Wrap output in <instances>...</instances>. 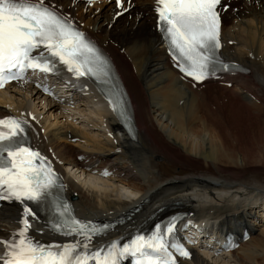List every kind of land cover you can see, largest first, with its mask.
<instances>
[{"label":"bare ground","instance_id":"1","mask_svg":"<svg viewBox=\"0 0 264 264\" xmlns=\"http://www.w3.org/2000/svg\"><path fill=\"white\" fill-rule=\"evenodd\" d=\"M155 1L121 0L118 6L45 0L112 58L131 97L136 140L121 132L87 81L83 90L88 94L74 93L77 111L71 115L66 103L43 99L30 86L17 83L0 92V118L12 115L27 122L32 146L62 175L66 196L81 218L114 220L141 206L140 213L108 240L136 230L159 208L160 216L187 211L222 230L241 235L247 228L250 237L232 253L198 251L180 264H264V0H246L241 10L233 7L235 13H222L221 53L250 71L224 77L231 88L211 81L194 88L180 81L158 29ZM222 95L231 99L228 107L213 105ZM32 98L47 109L43 121L30 104ZM95 102L102 108L96 112L99 120L88 121L94 135L77 126L73 115H79L83 104L93 108ZM222 110H227L225 116ZM233 110L252 117L249 122L232 120ZM107 165L113 171L111 181H98L110 191L86 189L71 175L90 178L83 169ZM21 212L17 204L0 210V239L17 229ZM38 218L31 235L42 243L54 241L46 219Z\"/></svg>","mask_w":264,"mask_h":264},{"label":"snow or ice","instance_id":"2","mask_svg":"<svg viewBox=\"0 0 264 264\" xmlns=\"http://www.w3.org/2000/svg\"><path fill=\"white\" fill-rule=\"evenodd\" d=\"M220 3L156 0L158 26L168 38L177 66L196 81L213 75L218 68H235L218 55ZM117 4L120 6V0ZM55 59L77 79L90 76L99 80L108 75L103 71L107 61L102 54L54 6L45 0H0V89L11 81H23L29 70L56 71ZM109 104L121 115L111 99ZM26 123L13 117L0 118V200L23 205L15 220L17 229L8 239H0V264H122L128 257L133 264H177L178 257L190 258L191 253L171 236L175 221L158 226L149 236L93 246L100 230L72 214L62 199L63 185L50 162L27 145ZM32 204L49 209L51 231L78 239L64 244H44L35 239L31 230L39 218ZM230 247L227 245L226 250Z\"/></svg>","mask_w":264,"mask_h":264},{"label":"rangeland","instance_id":"3","mask_svg":"<svg viewBox=\"0 0 264 264\" xmlns=\"http://www.w3.org/2000/svg\"><path fill=\"white\" fill-rule=\"evenodd\" d=\"M245 1V0H244ZM244 1H242L241 2V7H240V5H238V4H234L227 12H225V13H235V11H234V8L233 7H235V9H237L238 10V8L241 10L242 9V4L244 3ZM233 8V9H232ZM130 18L129 19H131V18H133V16L132 15H130L129 16ZM104 22H106L105 20H104ZM229 45H231V42L229 43ZM120 55H121V53H119ZM223 96V95H222ZM218 96V98H216L215 100L217 101V103H213V105H215V106H217V107H220V108H223V107H228V102L231 100L229 97H226L225 95V97L223 96ZM221 97H222V99H221ZM226 98H229V99H226ZM219 100H221V101H219ZM226 100V101H225ZM225 101V102H224ZM224 102V103H223ZM30 104L32 105V107H33V109H34V111L38 114V113H42L39 117H38V119H39V121H43L44 120V118H46L45 116L46 115H48L47 113L45 114V112H46V110L47 109H45V111H43V106L42 105H40V104H38V101L37 100H34V98H32L31 100H30ZM98 104V103H97ZM42 106V107H41ZM87 106V107H86ZM94 106L95 107H93V108H90V107H88V104H83V106H81L79 109H80V113H79V115H73L74 116V120H76V124H77V126H79V127H81L82 126V128H85V130L87 131V132H92L94 135H95V133L93 132V129L91 128V126L88 124V121H89V119H92L93 121H97V120H99V115L96 113L97 111L99 112V110H101V105L99 104V105H96V103L94 104ZM214 108V107H213ZM90 109V110H89ZM93 110V111H92ZM237 110V109H236ZM236 110H233V112H231L230 111V119H232V120H239V121H241V122H249L248 121V119H249V117H252V116H247V115H245V113H244V111H240L242 114H240L238 111L236 112ZM71 111L72 110H68V111H66V112H68V114H70L71 115ZM77 111V110H76ZM75 111V112H76ZM236 113H235V112ZM72 112H74V110L72 111ZM225 112H227V110L225 111V110H222L221 112H220V114H223L224 115V113ZM94 113V114H93ZM232 113V114H231ZM97 114V115H96ZM226 114V113H225ZM45 115V116H44ZM80 116V117H79ZM225 116V115H224ZM78 117V118H77ZM232 117V118H231ZM53 116L51 117V119H50V121H53ZM252 123V122H251ZM247 128H250V127H246V129ZM41 132H43V131H41ZM99 138H101V137H99ZM74 143V142H73ZM72 175V178L76 181V182H78V184L79 185H81V186H85L84 188H86V189H94V190H97L98 192H100V191H110L111 190V188L110 187H108V184H105L103 181H98V180H94V179H87V178H84V176H80V174H71ZM74 176V177H73ZM125 193L126 194H130V192H129V190H127V191H125ZM261 223H263V222H261ZM260 229H261V227H260Z\"/></svg>","mask_w":264,"mask_h":264}]
</instances>
